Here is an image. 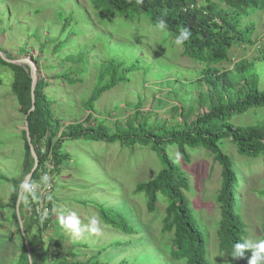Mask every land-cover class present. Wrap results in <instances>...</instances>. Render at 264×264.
Masks as SVG:
<instances>
[{
    "label": "rangeland",
    "instance_id": "obj_1",
    "mask_svg": "<svg viewBox=\"0 0 264 264\" xmlns=\"http://www.w3.org/2000/svg\"><path fill=\"white\" fill-rule=\"evenodd\" d=\"M60 12L64 16L72 13L75 21L78 35L72 50L64 47L56 53L49 51L50 46L47 53L39 55V44L34 38L45 42L49 37H56L62 26L58 19ZM243 22L250 25L248 22H252V38L256 44L234 45L228 51L229 62L214 66L231 69L238 60L254 59L250 74L258 80L259 90L264 91V9L251 12ZM22 45L25 53L19 52ZM0 46L15 59L39 56L38 63L34 62L39 78H51L62 69L66 71L67 67L73 73L79 72L78 75L70 72L69 78L48 79L50 85L45 89L54 114L64 125L86 118L88 111L82 103L94 89L104 62L120 63L121 71L132 66L133 71L126 73L128 82L118 83L103 93L93 106L96 120L93 125L103 123L115 130L114 125L118 123L121 126L116 130L122 135L128 129L125 120L137 108L145 115L140 116L141 122L145 117L150 122L156 119L162 123L170 120V124L180 121L169 108L175 105L187 107L188 102L195 100V96L191 98L188 93L202 69L199 62L183 55V47L175 43L170 33L157 29L146 15L126 18L109 11L98 18L90 0H0ZM70 52H74V60H82L73 61L75 64L62 63L61 56ZM11 80L10 71L0 67V174L18 178L23 161L21 130L24 117L16 109L10 90ZM229 121L236 126H256L264 121V108L234 114ZM218 147L230 159L238 178L237 211L245 224V239L260 240L264 216V195L261 194L264 190V157L240 156L228 139H221ZM184 149L189 155L188 163L182 160L177 145H168L166 152L189 182L185 196L206 238L207 261L227 264L225 255L217 250L216 237L219 210L215 198L221 183L220 166L202 147L185 146ZM60 151L67 157L54 179L53 225L41 236L44 245L50 238L60 241L64 252L74 253L70 261L80 263L94 257L93 262L98 264H117L125 258H131L137 264H180L169 261L166 255L169 237L160 232V220L166 206L164 196L157 194L155 211L148 213L146 195L134 192L137 184L151 180L162 168L160 159L148 147L137 143L79 139L65 140ZM10 191L9 184L0 182V206H3L0 208V264H12L20 243L11 218ZM102 211L108 218L118 214L135 228L136 234L125 235L112 229L103 221ZM72 212L79 216L82 225L88 223L90 216L97 215L103 222L100 233L85 232L81 237H75L61 224V217ZM248 255H252L250 250Z\"/></svg>",
    "mask_w": 264,
    "mask_h": 264
},
{
    "label": "trees",
    "instance_id": "obj_2",
    "mask_svg": "<svg viewBox=\"0 0 264 264\" xmlns=\"http://www.w3.org/2000/svg\"><path fill=\"white\" fill-rule=\"evenodd\" d=\"M90 1L98 18L103 13L115 11L126 18L144 14L154 25L159 19H163L167 23V32L174 40L181 30L188 29L191 36L181 45L183 55L202 65L200 74L191 83L192 87L188 93L191 98L195 96V100L188 102L187 107L175 105L169 108L170 113L180 117V121L178 120L174 124H170V120L164 121V123L157 121L158 119L155 122H150L148 117H145L141 122L139 121L140 116L145 115L137 108L125 120V125L128 128L125 135L116 130L120 125L118 123L114 125L115 130L105 127L103 123L93 125V122L96 121L93 116L94 102L118 83L128 82L126 73L133 71L132 66L127 67L126 71H121L123 66H120V63L108 60L103 63L104 69L98 75L94 89L82 103L83 108L88 111L86 118L64 125L60 118L54 114L51 98L45 89L50 85L48 79H59L62 76L69 78L70 72L76 75L79 72L73 73L70 67H67L66 71L62 69L51 78H39L34 88L35 108L27 114L31 108L29 67L7 63L0 56V67H6L12 75L10 90L16 102V109L23 117L27 115L28 132L38 160V166L30 181L39 184L41 176L47 171L46 162H49L51 166L48 175L52 177L50 189L44 195L39 196L38 193L44 188L43 185L37 188L36 199L30 194L24 193L25 200L20 201L18 210L23 225L21 231L15 203L20 184L33 166L25 131L21 130L23 142L21 174L18 178L0 174V182L10 185L13 208L11 218L14 220L20 239L18 254L12 264H29L24 242L29 247L32 264H98L93 262L94 257H91L86 263L70 261L75 255L71 251L64 252L60 241L50 238L45 245L41 241L43 232L52 228L53 225L54 179L60 173L63 159L67 157L61 153L60 147L65 140L79 139L107 143L120 142L128 145L137 143L148 147L160 159L161 170L151 180L137 184L134 192H143L146 195L148 213L155 211L157 194L161 193L164 196L166 206L160 220V232L169 237V248L166 249L169 261L180 264L210 263L206 258V238L195 220L185 196L189 190V182L170 159L166 147L171 144L177 145L185 163L189 162L185 146L192 149L202 147L207 150L220 166L221 183L215 198L219 210V219L216 223L217 250L219 254L225 255L227 264H249L248 250L245 251L242 258L235 260L230 256L233 245L245 240L246 232L245 224L237 211L238 178L230 159L219 149L218 143L221 139H228L240 156L250 159L264 157V121L256 126H236L229 121L234 114H241L249 109L264 108V91L259 90L258 80L250 74L254 59L238 60L232 64L231 69L217 68L214 65L224 61L229 62L228 51L234 45L253 46L256 44L255 39L252 38L254 32L252 22H248L251 23L250 25L247 22L244 23L243 20L247 19L251 12L264 9V0ZM58 17L62 26L60 31H57L56 37H49V40L45 42L34 38L39 44V55L47 53L50 46L52 48L49 51L56 53H59L64 47H69L72 50L71 46L78 35L72 13L64 16L60 12ZM0 52L8 60L15 59L1 46ZM19 52L25 53L23 45L19 47ZM73 56L74 52H70L62 55L60 59L63 61L62 63L67 61L72 64H75L73 62L75 60L76 62L82 60H74ZM79 58H82V55ZM38 60L39 56L33 58L35 63H38ZM51 66L56 68L52 64ZM69 81L73 83L75 80ZM261 194L264 195V190ZM101 217L112 229L125 235L136 234L135 228L118 214L108 218L102 211ZM261 238L264 239V216L261 223ZM102 249L104 248L100 250ZM131 260V258H125L117 264H137L136 261Z\"/></svg>",
    "mask_w": 264,
    "mask_h": 264
},
{
    "label": "clouds",
    "instance_id": "obj_3",
    "mask_svg": "<svg viewBox=\"0 0 264 264\" xmlns=\"http://www.w3.org/2000/svg\"><path fill=\"white\" fill-rule=\"evenodd\" d=\"M156 27L160 31H167V23L163 19H159L156 22ZM190 36V31L185 28L180 31L175 43L177 45H182L183 42L188 40ZM51 179L52 177L47 173L41 176L39 184H35L28 180V178H25V180L20 184V201L25 200L24 193H28L34 199H36L37 188L40 185H43L44 187H50ZM41 219L43 220L44 217L42 216ZM61 224L66 229L70 230L75 237H81L85 232L98 235L101 231V228L103 227V222L97 215L90 216L88 218V223L86 225H82L79 216L75 212H72L67 217H61ZM246 250H250L252 253L249 259V264H264V239L257 241L245 239L242 242H236L233 245L230 256L235 260L242 258Z\"/></svg>",
    "mask_w": 264,
    "mask_h": 264
},
{
    "label": "water",
    "instance_id": "obj_4",
    "mask_svg": "<svg viewBox=\"0 0 264 264\" xmlns=\"http://www.w3.org/2000/svg\"><path fill=\"white\" fill-rule=\"evenodd\" d=\"M0 56L7 63H11V64H15V65H27L29 67V75H30V78H31V108L27 112V114H29L35 108L34 107V88H35V84H36L37 80L39 79V77L37 75L35 63H34L33 59L30 58V57H27V58H24V59L8 60L1 54V52H0ZM26 116H24V127H23V130L25 131L26 140H27V143H28V146H29L31 157L33 159V166L31 168L30 172L25 176V178H28V180H30L33 172L36 170V168L38 166V160H37V156H36V154L34 152L33 146L31 144V140H30V136H29V132H28V124H27ZM25 178H24V180H25ZM20 196H21V191H20V188H19L17 200H16V203H15V211H16V215H17V219H18V223H19L20 229L22 231L23 225H22V220L20 219L19 211H18L19 210V204H20ZM24 245H25V248H26L29 264H32L31 263V256H30L29 247H28L26 242H24Z\"/></svg>",
    "mask_w": 264,
    "mask_h": 264
},
{
    "label": "built area",
    "instance_id": "obj_5",
    "mask_svg": "<svg viewBox=\"0 0 264 264\" xmlns=\"http://www.w3.org/2000/svg\"><path fill=\"white\" fill-rule=\"evenodd\" d=\"M50 164H49V162H46V169H47V171L45 172V173H47L48 174V172H49V169H50ZM50 189V187H44V188H42L41 190H39V196H42V195H44L45 193H46V191L47 190H49ZM38 190V189H37ZM44 212V211H43Z\"/></svg>",
    "mask_w": 264,
    "mask_h": 264
}]
</instances>
